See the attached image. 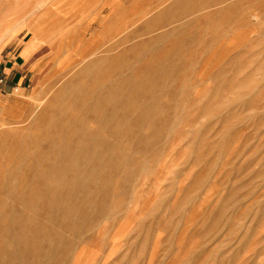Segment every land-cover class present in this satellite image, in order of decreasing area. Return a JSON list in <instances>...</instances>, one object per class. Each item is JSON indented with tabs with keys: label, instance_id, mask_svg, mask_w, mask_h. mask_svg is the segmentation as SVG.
I'll use <instances>...</instances> for the list:
<instances>
[{
	"label": "rangeland",
	"instance_id": "rangeland-1",
	"mask_svg": "<svg viewBox=\"0 0 264 264\" xmlns=\"http://www.w3.org/2000/svg\"><path fill=\"white\" fill-rule=\"evenodd\" d=\"M12 57L0 264H264V0H0Z\"/></svg>",
	"mask_w": 264,
	"mask_h": 264
},
{
	"label": "crops",
	"instance_id": "crops-1",
	"mask_svg": "<svg viewBox=\"0 0 264 264\" xmlns=\"http://www.w3.org/2000/svg\"><path fill=\"white\" fill-rule=\"evenodd\" d=\"M0 70L5 74L6 95L12 93L15 88L23 89L24 84L29 82L32 77V66L28 65L23 59L20 62L17 61L16 57L5 60L0 66ZM9 83L11 86L8 88Z\"/></svg>",
	"mask_w": 264,
	"mask_h": 264
},
{
	"label": "built area",
	"instance_id": "built-area-1",
	"mask_svg": "<svg viewBox=\"0 0 264 264\" xmlns=\"http://www.w3.org/2000/svg\"><path fill=\"white\" fill-rule=\"evenodd\" d=\"M5 86H6L5 75L0 70V103H1L2 98L4 97V95L7 94Z\"/></svg>",
	"mask_w": 264,
	"mask_h": 264
},
{
	"label": "bare ground",
	"instance_id": "bare-ground-1",
	"mask_svg": "<svg viewBox=\"0 0 264 264\" xmlns=\"http://www.w3.org/2000/svg\"><path fill=\"white\" fill-rule=\"evenodd\" d=\"M166 38V37H165ZM91 72V71H90ZM94 75V74H93ZM101 77V76H100ZM105 90V89H104ZM36 125V124H35ZM49 125V124H48ZM34 140V139H33ZM8 157H9V155H8ZM4 185V184H3ZM17 187V186H16ZM53 206V205H52ZM54 208V207H53Z\"/></svg>",
	"mask_w": 264,
	"mask_h": 264
}]
</instances>
